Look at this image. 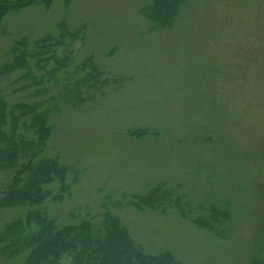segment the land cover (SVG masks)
I'll return each instance as SVG.
<instances>
[{"label": "rangeland", "instance_id": "obj_1", "mask_svg": "<svg viewBox=\"0 0 264 264\" xmlns=\"http://www.w3.org/2000/svg\"><path fill=\"white\" fill-rule=\"evenodd\" d=\"M170 2L174 13L157 19L141 13L154 0H53L10 12L0 65L19 38L63 34L47 69L32 67L57 75L48 95L66 99L49 116L44 153L60 160L69 194L48 202L49 214L107 211L143 253L169 252L153 264H245L264 204V0L160 7ZM24 72L0 75L7 99ZM10 175L0 171V191ZM137 194L148 195L140 206L130 201ZM18 211L0 210V224ZM1 252L0 264L22 261Z\"/></svg>", "mask_w": 264, "mask_h": 264}, {"label": "trees", "instance_id": "obj_2", "mask_svg": "<svg viewBox=\"0 0 264 264\" xmlns=\"http://www.w3.org/2000/svg\"><path fill=\"white\" fill-rule=\"evenodd\" d=\"M52 1L0 0V25L10 12L32 5L46 9ZM160 3L162 0H154L153 6L142 9L141 13L146 17L155 13L157 19L166 18L176 10L171 2L168 9L160 7ZM62 35L51 42L48 38H19L5 51L0 65V75L25 71L11 80L9 99L0 89V171L11 172L9 183L0 191V210H19L0 224L1 251L12 258L20 257V264H59L67 256L71 257V264H153L169 252L159 256L143 253L121 221L107 211L91 215L86 209H75L63 219L49 214L46 208L48 202H61L64 192L69 194L60 160L44 153L53 130L49 116L58 106L56 101L61 99L48 94L50 85L60 81L57 75L35 76L32 67L47 69L53 58L51 48L56 50L63 43ZM24 80L26 85L21 82ZM24 89L29 92L34 89V97L14 96ZM39 95L45 98L39 99ZM146 132L129 133L140 137ZM53 185L60 193H54ZM147 197V194L131 195L130 201L140 206L139 200Z\"/></svg>", "mask_w": 264, "mask_h": 264}, {"label": "flooded vegetation", "instance_id": "obj_3", "mask_svg": "<svg viewBox=\"0 0 264 264\" xmlns=\"http://www.w3.org/2000/svg\"><path fill=\"white\" fill-rule=\"evenodd\" d=\"M263 210L262 213V217H261V221L262 224L260 226V233L258 236V241L256 242V244L254 245V250H253V254L248 256L247 261L245 262V264H264V204H263V208L261 209ZM258 242H259V247H258ZM257 254V255H255ZM244 258V257H243ZM245 261V260H244ZM233 257L231 258V264H233Z\"/></svg>", "mask_w": 264, "mask_h": 264}]
</instances>
